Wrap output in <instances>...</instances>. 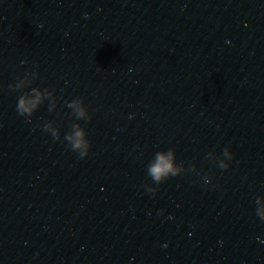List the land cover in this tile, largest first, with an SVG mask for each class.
<instances>
[{
	"label": "water",
	"instance_id": "obj_1",
	"mask_svg": "<svg viewBox=\"0 0 264 264\" xmlns=\"http://www.w3.org/2000/svg\"><path fill=\"white\" fill-rule=\"evenodd\" d=\"M257 211L264 0H0V264H264Z\"/></svg>",
	"mask_w": 264,
	"mask_h": 264
},
{
	"label": "clouds",
	"instance_id": "obj_2",
	"mask_svg": "<svg viewBox=\"0 0 264 264\" xmlns=\"http://www.w3.org/2000/svg\"><path fill=\"white\" fill-rule=\"evenodd\" d=\"M38 100H29L27 98H21L17 104V111L21 116L31 117L33 115V111L36 108ZM69 107L75 109L78 118H85L87 116L86 110L82 107L81 101H75L68 105ZM90 120L91 118L88 117ZM79 128V126H76ZM44 130L46 132L51 131L52 137L56 140H59V134L57 131L50 129L48 125L44 126ZM67 141L70 142V148L72 151L79 153L81 158H86L89 155V151L91 148L90 141L87 139V134L84 130H77L73 135H68L65 137ZM226 155H229L231 159L232 156L225 151ZM173 153L169 152L167 155L163 153L157 154L156 162L152 164L148 169L149 176L156 182L157 184H161L168 180L171 177L179 176V171L174 167L172 163ZM226 167V166H224ZM150 193H155V188L148 189ZM257 216L264 220V211H257Z\"/></svg>",
	"mask_w": 264,
	"mask_h": 264
}]
</instances>
